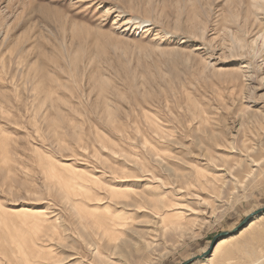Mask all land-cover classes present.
I'll return each instance as SVG.
<instances>
[{"label":"rangeland","instance_id":"1","mask_svg":"<svg viewBox=\"0 0 264 264\" xmlns=\"http://www.w3.org/2000/svg\"><path fill=\"white\" fill-rule=\"evenodd\" d=\"M0 206L57 260L264 264V0H0Z\"/></svg>","mask_w":264,"mask_h":264},{"label":"bare ground","instance_id":"2","mask_svg":"<svg viewBox=\"0 0 264 264\" xmlns=\"http://www.w3.org/2000/svg\"><path fill=\"white\" fill-rule=\"evenodd\" d=\"M51 165L53 164L51 163ZM56 171H57V167L54 165L52 169L50 170V172L55 174ZM74 186L72 189H74ZM71 192H73V190ZM40 214H41L40 211H31V209H28L26 207L14 209L10 211L0 206V264H84V263H87L88 261L86 262L84 260L76 262L75 259L76 258L78 259L79 256H77V253L73 251H69L64 258L57 260L58 258H55L57 253L53 252L51 248H48L47 252L43 253L42 252L43 249H39V247H37L38 245L36 244V242L32 240V235H30L31 237L28 236V233L24 227L25 225H27V226L32 227L36 231H41L43 223H41V221L38 220V217L40 216ZM117 216L119 215H116L115 213L113 214V217L117 218ZM255 223L256 221L252 220L247 226V229L253 227ZM116 224H120L119 221H116ZM244 232L245 230H242L236 234H232L230 236L221 238L218 244L213 249V252L210 255V257H208L206 260L210 261L214 258L221 256L226 246L240 239L244 235ZM15 234L17 235V237H15ZM37 236H34V237H37ZM39 236H38V239H39ZM84 236L85 238H87V235H84ZM85 243L87 244L89 250L94 249V256H97V254L99 253V243H93L92 241L90 242L89 239H85ZM121 244H119V249L122 248ZM40 248L42 247L40 246ZM99 258H100L99 260L101 261V263H104L102 258L101 257ZM69 260H73V262H70ZM121 264H126V261L122 262Z\"/></svg>","mask_w":264,"mask_h":264},{"label":"water","instance_id":"3","mask_svg":"<svg viewBox=\"0 0 264 264\" xmlns=\"http://www.w3.org/2000/svg\"><path fill=\"white\" fill-rule=\"evenodd\" d=\"M251 221V219L250 218H245L243 221H242V223L240 224V226L234 231V232H232V233H225V236H230V235H232V234H236V233H238L239 231H241L249 222ZM220 237H218V235H216L215 237H213V239H212V241H211V243H210V246H209V248H208V250L205 252V254L204 255H209L212 251H213V249L215 248V246H216V243L218 242V240H220L219 239ZM203 255V256H204Z\"/></svg>","mask_w":264,"mask_h":264}]
</instances>
